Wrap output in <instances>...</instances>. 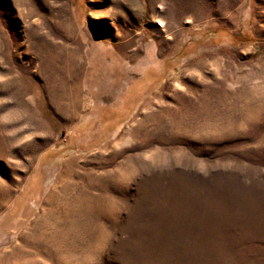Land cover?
<instances>
[{"label": "rangeland", "instance_id": "1", "mask_svg": "<svg viewBox=\"0 0 264 264\" xmlns=\"http://www.w3.org/2000/svg\"><path fill=\"white\" fill-rule=\"evenodd\" d=\"M0 264H264V0H0Z\"/></svg>", "mask_w": 264, "mask_h": 264}, {"label": "bare ground", "instance_id": "2", "mask_svg": "<svg viewBox=\"0 0 264 264\" xmlns=\"http://www.w3.org/2000/svg\"><path fill=\"white\" fill-rule=\"evenodd\" d=\"M157 25H158L159 27H162V26H163V23H162V21H161V20H159V21H158V23H157Z\"/></svg>", "mask_w": 264, "mask_h": 264}]
</instances>
